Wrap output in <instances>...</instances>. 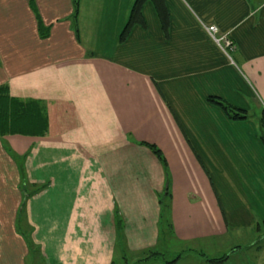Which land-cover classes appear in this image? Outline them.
<instances>
[{
    "label": "crops",
    "instance_id": "0c3cea01",
    "mask_svg": "<svg viewBox=\"0 0 264 264\" xmlns=\"http://www.w3.org/2000/svg\"><path fill=\"white\" fill-rule=\"evenodd\" d=\"M133 1L0 0V85L40 113L0 134V264H113L161 230L201 253L240 234L223 259L264 264V0H164L167 34L145 0L119 40Z\"/></svg>",
    "mask_w": 264,
    "mask_h": 264
},
{
    "label": "trees",
    "instance_id": "16d2710c",
    "mask_svg": "<svg viewBox=\"0 0 264 264\" xmlns=\"http://www.w3.org/2000/svg\"><path fill=\"white\" fill-rule=\"evenodd\" d=\"M77 0H75L76 2ZM145 0H134L130 14L126 23L124 24L120 34L119 40H123L129 30L130 27L134 23H138L141 26H145L144 17L142 15V4ZM159 17L162 29L167 34L168 31V10L164 0H150ZM209 99L214 101L215 103L221 105L226 113L232 118H246L250 116L249 112L242 107H238L231 102L227 101L223 97L219 95H210ZM40 113L38 111L35 99L21 98L10 95L5 85H0V134L6 133H25V134H36L40 131L39 127ZM259 127L261 138L264 143V108L261 110L259 114ZM145 145H147L154 154L158 156L161 160L164 170L167 172V163L164 155L161 153L160 149L155 143L142 141ZM39 188V187H37ZM36 188V189H37ZM168 192V187H165V193ZM162 199H160L161 201ZM162 205L165 206V201L162 200ZM117 226L120 227V222L117 221ZM257 228H264V219L257 223ZM228 255H223L220 258H225Z\"/></svg>",
    "mask_w": 264,
    "mask_h": 264
},
{
    "label": "rangeland",
    "instance_id": "374dc122",
    "mask_svg": "<svg viewBox=\"0 0 264 264\" xmlns=\"http://www.w3.org/2000/svg\"><path fill=\"white\" fill-rule=\"evenodd\" d=\"M237 237H239L237 240L243 241L240 234L231 233L222 238L219 246L216 245L215 248L207 249L206 253H201L199 250L194 252L188 249L186 251L182 250V247L174 238L167 237L166 232L161 230L156 252L128 253L124 257L121 252L116 251L113 264H234L237 254L222 260L212 258L229 253L231 251L230 246ZM180 253H183V256L179 261H170Z\"/></svg>",
    "mask_w": 264,
    "mask_h": 264
},
{
    "label": "built area",
    "instance_id": "2783aa9c",
    "mask_svg": "<svg viewBox=\"0 0 264 264\" xmlns=\"http://www.w3.org/2000/svg\"><path fill=\"white\" fill-rule=\"evenodd\" d=\"M206 28L211 36L223 47V49L234 48V40L229 32L219 34L218 26L214 23L206 24Z\"/></svg>",
    "mask_w": 264,
    "mask_h": 264
}]
</instances>
